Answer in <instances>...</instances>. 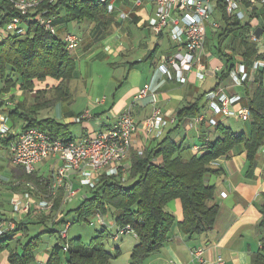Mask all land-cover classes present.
Masks as SVG:
<instances>
[{"label": "crops", "instance_id": "0c3cea01", "mask_svg": "<svg viewBox=\"0 0 264 264\" xmlns=\"http://www.w3.org/2000/svg\"><path fill=\"white\" fill-rule=\"evenodd\" d=\"M201 1H211L214 6L212 18L206 24L205 50L200 59L201 68L208 75L204 82L198 81L195 72L188 73V80L185 83H181L175 79V73L172 69L170 70L174 77L173 79H170L161 70L160 66L162 65L163 58L172 57L179 49L177 44L171 39L168 28L162 34H156L150 29L149 21L154 15L153 0H144L143 5L140 7L136 6L132 0H109V4L113 5V10L111 12L108 10V12H105L95 21L67 23L64 14H62L64 19L57 26L59 35L69 32L66 24L69 27L70 24L80 25L79 30L82 33V35H79L81 38L80 46L71 51L76 63V71L73 79L66 84L65 92L67 95L65 98L50 106L55 107L52 113H44V110L47 111L50 107L41 110L38 113V118H48L40 116L47 114L43 116H50L49 118L52 117L59 123L67 125L70 133L69 138L72 140H74L73 133L71 132L72 125H81L85 132L82 136V139H84L97 132H106L115 123L116 119L131 106L135 97L144 86L150 84L151 88L147 96L138 100L136 106L132 109L135 120L138 123L142 122L152 114L153 108L158 106L164 112L168 124L171 125L176 120L179 108L189 103H194L201 94L216 89L220 82L218 74L223 69V62L217 56V46L219 44L217 36L223 28V22L221 21L222 12L218 7L219 0ZM252 7L254 6L249 4L242 5L241 10L245 13L246 18L239 21L250 25L251 38L253 34L255 35L257 28H262L263 32L259 39L264 41V23H262V20L254 18L249 21ZM122 14H125V17H122ZM232 16L236 20V16ZM236 35V42L239 47L241 39L246 35L243 32ZM209 42H214V44L211 45V49L207 50ZM226 44L227 42L224 44L225 48ZM230 44L229 41V46ZM153 52H155V55L153 58H150V54ZM86 61L90 62L87 63ZM78 62L85 63L86 65L90 63H107L111 68L121 65L123 68H126V72L128 73L123 78L119 87L115 89V86L112 85L110 90L106 91L107 95L101 97L104 98L103 100L100 101L98 97L96 99L91 98L88 106L76 112L66 109L65 106L67 104L72 106L80 99L78 85L81 84L82 73L78 67ZM236 63L239 67L240 64H243V58L237 56ZM217 69L219 70L217 71ZM252 69V65L247 69L250 75ZM209 80H213L215 83L205 88ZM3 87L4 81L0 80L1 119L10 117V113L12 109H15L16 104L19 107L21 106L19 109L21 112L31 108L37 100L38 90L42 88L41 85L38 86L37 84L34 90H23L19 93L17 88L20 85H17L11 89L14 92V96L12 97L14 105L10 107L4 102L7 93L2 92ZM219 88L224 89L226 93L231 95H241V105L247 107L245 87L243 85H236L232 78H230L221 82ZM54 97L56 96L54 95ZM94 100L96 101L94 102ZM62 103L63 106L58 108L59 104ZM87 110H89L90 117L82 119L81 122H76V118ZM220 120L222 122L228 121L223 118ZM189 121L184 122L181 127L182 129H180L183 130L185 137L178 135L176 141L184 138L192 144L191 146L201 147L198 152L194 150L190 151V156L197 155L201 157L207 153V149L203 145L205 142L202 143L201 139H199L200 129L190 127ZM236 122L243 124L237 126V129H233L231 125L234 132L250 134L251 123L249 121ZM247 123H249V129ZM25 126V121L17 120L14 122V132L19 133L23 131ZM191 132H194V136L190 135ZM209 132L210 134L206 143H210L218 135L215 133V128H211ZM153 144V141H145L141 137L139 144L132 151L143 155L146 148L152 147ZM47 161L53 162L49 170L45 165ZM56 164L57 162L54 159H47L37 165L35 173L40 177V180L49 179L50 181ZM212 165L218 170V173L209 177L210 185L215 187V203L219 206L214 229L208 233L194 235L183 232L180 229V224L184 221L182 202L178 199L171 201L167 209L174 214L176 223L170 232V239L163 245L160 251L147 257L141 264H200L193 255V250L198 248L204 249L205 264H217L219 256L223 259L224 264H252L254 257L261 251L264 242V231L260 227V222L264 218V144L259 148L252 166H250L247 160V150L244 145L235 147L228 155L213 161ZM125 166L131 170V154L125 161ZM24 180L23 167L14 164L10 145L0 141V217L4 216L3 218L10 219L8 218L12 215L10 201L15 194L25 190L26 184ZM74 182L75 190L77 191L75 198L79 197L83 201L88 197L87 195L82 196L80 194L84 186L79 184L78 178H74ZM42 186V191L45 192L46 189ZM68 205L70 204L63 207L66 213ZM72 214H74V217L76 216L74 212ZM95 216L93 215L94 218ZM105 217V223L100 224L101 226L106 225ZM62 219L53 224V226L62 225ZM18 221L19 223L35 222L27 224V232L18 233L9 242L11 245L9 246L18 251H20L22 244L37 236L31 235L30 225L49 226V230L50 226L52 227L46 221L43 223L39 218L36 220V216L34 217L33 215L30 217H19ZM114 227L113 238L115 241L108 244L104 243L106 250L114 257L109 264H132L133 250L139 244L137 233L118 235L120 226L115 224ZM52 228L55 229V226ZM40 231L41 233L38 235L41 236L46 231L49 232L48 229H45L44 232ZM54 246L51 245L50 248L45 250L41 249L39 245L34 253V261L31 264H48L50 252ZM0 264H10L9 251L7 249L0 251Z\"/></svg>", "mask_w": 264, "mask_h": 264}, {"label": "trees", "instance_id": "16d2710c", "mask_svg": "<svg viewBox=\"0 0 264 264\" xmlns=\"http://www.w3.org/2000/svg\"><path fill=\"white\" fill-rule=\"evenodd\" d=\"M108 4L109 0L106 3L100 0H57L52 4L43 3L38 13L45 11L44 16L54 18V23L58 26L64 18L67 23L95 21L108 12ZM218 7L222 12L223 28L217 36V56L223 62V69L218 74L220 82L216 89L237 70V56L243 58L246 71L256 61H264V55L258 54L257 44L250 36V25L237 18L234 20L227 13L223 0H219ZM62 14L64 18H60ZM18 15L9 0H0L1 26L8 25ZM254 18L264 23V5L252 7L249 21ZM26 31L24 36L11 35L0 41V80L4 81L2 92L7 93L18 84L24 91L34 90L37 84L42 88L38 90L37 100L31 108L21 112V106L16 104L9 119L13 124L17 120L25 121L23 130L35 127L49 132L55 139L70 141L72 139L69 138L67 125L54 118L39 119L38 113L65 98L66 84L73 79L76 71L75 60L71 51L67 50L62 35L51 34L37 21L29 22ZM242 32L246 36L241 39L238 47L236 34ZM154 55L155 52L150 54V58ZM243 86L251 113L249 135L234 132L230 122L220 120L215 127L217 137L206 143L211 128L204 122L200 126L199 139L202 143L205 142L203 145L207 153L201 157L190 156L194 146L184 138L176 141L174 134L182 129L184 122L206 111L208 92H205L194 103L178 109L176 120L171 125L168 124L158 138L151 140L154 144L147 147L143 155L131 151L132 167L127 181L124 182L121 177L102 175L96 187L89 188L88 197L65 212L66 217L74 212L77 217L72 223H86L96 213H101L104 217L117 213V224L120 227L131 225L139 239V244L132 253V264H141L147 257L160 251L170 239V232L176 223L174 214L167 209L171 201L178 199L182 202L184 221L180 224V229L183 232L189 235L211 232L219 212V206L215 203V187L209 182V177L218 173L212 162L228 155L235 147L244 145L247 160L252 166L259 148L264 144V67L258 69L254 80H246ZM50 90L51 93L54 91V95L57 94L56 97L45 95ZM12 140L13 137L3 142L10 145ZM23 174L25 182H33L38 187L43 185L46 189L50 182L49 179L40 180L36 173L26 174L24 168ZM62 201L63 193L60 192L55 211L62 207ZM47 219L49 218L43 217L41 221L44 223ZM66 222V219H62L63 224ZM31 223L35 222H21L13 231L0 235V251H9L10 264H31L34 261L41 235L31 238L25 244L21 243L20 251L12 249L9 243L18 233H26V225ZM52 227L48 230L50 233L55 231ZM260 227L264 231V218ZM110 235L102 230L89 244H85L80 237L71 239L67 252L63 251L59 242L51 250L48 264H109L114 257L106 250L104 243ZM252 264H264V242Z\"/></svg>", "mask_w": 264, "mask_h": 264}, {"label": "built area", "instance_id": "2783aa9c", "mask_svg": "<svg viewBox=\"0 0 264 264\" xmlns=\"http://www.w3.org/2000/svg\"><path fill=\"white\" fill-rule=\"evenodd\" d=\"M13 8L19 13L12 21L6 25H0V41L11 35H26V26L31 21H37L46 31L53 35H59L54 18L45 17L44 12H39L41 5L45 2L50 4L57 0H9ZM106 3L108 0H100ZM140 7L144 0H132ZM227 12L236 16L238 20L246 18L241 10L242 5L251 6L264 5V0H223ZM154 15L149 21V27L156 34H162L165 29H169L171 39L177 44L179 51L172 57H164L160 66L163 73L173 79L172 69L175 79L185 83L188 80V73L195 72L199 82H204L207 78L203 71L200 59L205 49L206 24L211 20L214 6L211 1L201 0H153ZM108 10H113V5H108ZM35 15V16H33ZM125 17V14H122ZM63 42L67 50L73 51L80 46L79 35L66 32L62 35ZM252 41L257 44L259 55H264V41H261L254 34ZM264 67V61L254 63L251 75L246 71L243 64L232 73V80L236 85H243L246 80H254L258 69ZM219 69H217L218 71ZM151 88L150 84L135 97L131 106L121 114L115 123L106 132H97L82 140L55 139L47 131L35 127L27 128L19 133L14 132L13 122L7 118H0V141H7L13 137L10 143V150L13 155L14 164L24 168L26 174L36 172L38 164L47 159H54L55 166L52 178L47 185L46 191H42L33 182H25V190L17 193L10 201L12 207V218L0 217V235L8 231H13L18 218L39 216L50 214L54 210V204L60 192L63 193L62 206L75 200L77 191L75 190L74 178H78L79 184L88 188H95L102 175L121 177L125 182L129 176V169L125 166V161L136 147L140 138L143 140H153L158 138L163 129L168 125L165 114L158 106L153 108L152 114L142 122L138 123L133 115V107L138 100L145 98ZM20 93L21 87L17 88ZM14 92L10 90L4 98L5 104L13 106L12 97ZM208 107L204 113L192 118L189 121L190 127L199 128L206 122L209 128H215L219 119H234L236 121H250L251 113L248 107L241 105L242 96L238 94H228L224 89L219 88L209 91L206 94ZM90 117L89 110L76 118V122ZM201 147L194 146V151H199ZM61 217L67 220L65 214ZM62 219V218H61ZM96 222L104 224V216L96 213ZM93 224V223H91ZM63 230L58 233L62 240L63 251L70 248L68 238L71 223L67 221L62 224ZM126 233L136 234L131 225L120 227L118 235ZM194 258L205 264L204 249L193 250ZM217 264H224L221 256L217 259Z\"/></svg>", "mask_w": 264, "mask_h": 264}, {"label": "rangeland", "instance_id": "374dc122", "mask_svg": "<svg viewBox=\"0 0 264 264\" xmlns=\"http://www.w3.org/2000/svg\"><path fill=\"white\" fill-rule=\"evenodd\" d=\"M62 17H63V15L60 18H62ZM79 26L80 25H78V24H72V25L70 24V27H69V25L66 24V27H68L69 32L76 33L78 35H82L81 31L79 30ZM213 44H214V42H209L207 50L211 49V45H213ZM89 62L90 61H88L87 63H89ZM78 67L82 73L81 74L82 79L80 81L81 84L78 85V87H79L78 94H80V99L78 100L77 103H75L72 106L68 105V104H67L68 107L65 106L66 109L73 110L76 112L83 109L84 107L88 106L91 98L96 99V97H98V98H100V101L103 100L104 98H101V97L103 95H105V96L107 95L106 91H109L110 88L112 87V85L115 86L114 87L115 89L117 87H119L120 83L123 81V78L128 73V72H126L127 71L126 68H123L121 65L111 68L107 63H100V64L90 63L89 65H86L85 63L78 62ZM214 83H215V81H213V80L207 81L205 88L210 87ZM18 85H20V84H18ZM51 91L52 90L46 92L45 95H48V97H54V91L52 93H51ZM55 96H56V94H55ZM95 101L96 100H94V102ZM59 105L60 106H58V108H61L63 106V103L59 104ZM54 109H55V107L52 106L47 111L44 110V113L45 112L52 113L54 111ZM43 115H47V114H42L40 116L41 117H50V116H43ZM228 122L231 123V125L233 126V129H237V126L243 124L241 122L240 123L236 122V120H234V119H229ZM247 126L249 129V123H247ZM71 132L73 133V139L76 141H79L80 139H82V136L85 133L84 129L82 128L81 125H77V126L72 125ZM178 135L183 136V137L185 136V134L183 133V130H179L176 134H174V138H178ZM190 135L194 136V132H191ZM187 143L192 145L189 141ZM52 164H53L52 161L51 162L47 161L45 163L48 170L51 169ZM82 190L83 191L80 193L82 196H84V195L88 196L90 194V191L87 187H83ZM81 202H82V200L79 197L75 198V200L73 202L69 203L70 205H68L67 212H68V210H71L74 207L78 206ZM55 204H56V201H55ZM55 204H54L53 212H51L50 214H46V215L36 216V220H38V218H39V220L41 221V218H43V217L47 218L48 217L49 219H47L46 222H48L50 225H53V224H56L57 222H59L60 219L63 218V217H61V215H62V213L65 214V210L63 209L64 206H62L59 210L55 211ZM75 217H77V216H75ZM75 217H74V214H72V213H70L67 216V221H69L71 224H73V225H71V228H70L69 234H68L69 241L71 239L81 237V239L83 240V242L85 244H89L92 241V239L96 236V234L102 230H106L108 233L111 234L110 237H108L105 240V242L107 244L113 243L115 241L113 238V235H114L113 232L115 230L114 225L117 224V213H113V214L107 215L105 217V220H106L105 226H101L100 224H98L96 222V219L93 216L86 223H77V222L72 223V220ZM8 218L11 219L12 215H11V217H8ZM91 223H93V224H91ZM17 225H18V223H17ZM54 226H55V231H57V232H60L61 230H63V225H54ZM41 227H43V226L30 225L29 228L31 230V235H33V236L38 235L39 233H41L40 230H42L43 232L45 231V229L49 230V226L48 227L44 226L43 228H41ZM42 237H43V239L40 242L41 243L40 244L41 249L47 250L48 248L51 247V245H56L58 242L62 243V240L59 238L58 233H56V232H54V234H53V233H49L46 231L42 235Z\"/></svg>", "mask_w": 264, "mask_h": 264}, {"label": "water", "instance_id": "95a60500", "mask_svg": "<svg viewBox=\"0 0 264 264\" xmlns=\"http://www.w3.org/2000/svg\"><path fill=\"white\" fill-rule=\"evenodd\" d=\"M263 32V29L262 28H257L255 30V36H257L258 38L260 37V35L262 34Z\"/></svg>", "mask_w": 264, "mask_h": 264}]
</instances>
